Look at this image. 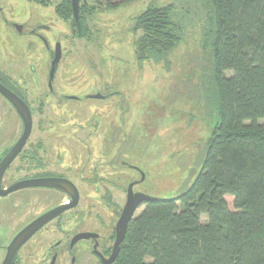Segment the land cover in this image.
<instances>
[{"label": "rangeland", "instance_id": "obj_1", "mask_svg": "<svg viewBox=\"0 0 264 264\" xmlns=\"http://www.w3.org/2000/svg\"><path fill=\"white\" fill-rule=\"evenodd\" d=\"M117 1L118 7L104 10L97 8L95 0H87L89 6L84 7L82 0L83 31L79 37L74 18L64 20L62 12L56 13L57 5L65 0H0V10L3 9L0 12V70L15 81L31 84L30 99L36 100L32 139L36 144L43 143L39 152L43 162L56 164L62 160L67 166L77 161L87 163L85 147H88L92 149L89 156L92 168L110 158L100 154L98 148L106 151L110 147L117 153L122 149L125 160L145 175L138 190L155 199H173L187 190L199 175L208 143L220 122L213 103V52L205 43L204 34L210 24V3L208 0ZM150 7H170L184 27L182 42L161 63L139 62L135 54L137 36L131 27ZM25 23L30 27L47 23L51 31L40 33L52 48L56 40L61 41L64 53L55 83L81 97L111 92V100H88L82 104L44 101L41 89L48 83L53 56L40 39L18 33L16 26L24 27ZM2 106L0 127L3 125L4 129L0 135L9 141L12 131L21 130V125L15 118L11 120L10 106L6 103ZM91 119L100 124L101 132L93 138L91 134L87 137L81 133L93 132V127L88 126ZM82 123L88 124V129L80 130ZM260 123L264 124V119ZM103 131L107 132L106 138H101ZM119 131L121 138L113 139ZM75 132L80 133L79 137ZM130 175L125 183L138 178L137 173ZM16 177L11 170L5 185ZM80 187L83 205L101 201L96 192L99 187ZM121 196V192L116 193V198ZM123 197L119 200L123 201ZM60 201L61 196L54 193L28 189L1 198L0 239L6 242L9 234L19 231ZM202 221L206 222L207 216Z\"/></svg>", "mask_w": 264, "mask_h": 264}, {"label": "trees", "instance_id": "obj_2", "mask_svg": "<svg viewBox=\"0 0 264 264\" xmlns=\"http://www.w3.org/2000/svg\"><path fill=\"white\" fill-rule=\"evenodd\" d=\"M208 1L204 34L220 122L193 184L176 198L144 203L117 264H264V0ZM95 3L104 10L120 5ZM61 12L64 20L74 18L70 0ZM183 29L170 7L145 10L131 27L138 61H166Z\"/></svg>", "mask_w": 264, "mask_h": 264}, {"label": "flooded vegetation", "instance_id": "obj_3", "mask_svg": "<svg viewBox=\"0 0 264 264\" xmlns=\"http://www.w3.org/2000/svg\"><path fill=\"white\" fill-rule=\"evenodd\" d=\"M62 5L63 3H60L59 5H57V7H60ZM0 12L3 13V9H1ZM73 16L75 19L74 11ZM24 25L25 26L22 27L20 32L16 26V30L18 31V33L21 36H30V38L32 37L40 39L45 45L47 51L53 56L50 69L48 71V83L45 85V89H41V91H43L41 95H44V101L49 99L61 104H63V101L82 104L88 100L99 102H108L111 100L109 99L112 94L111 92H99L98 94H93L100 95L102 98L99 99L89 98V96L87 97V95L81 97L76 93H69L63 85L60 86L55 83L57 68L59 65L56 68L54 80L52 83H50L49 77L52 67V61L56 53L57 45L61 44V41L56 40L53 48L50 44L47 45L45 43L46 37L44 35H41L40 32L51 31V28L47 23H40L36 26L31 27L27 23H25ZM25 29L27 30L25 31ZM61 48L63 57V45H61ZM0 84L10 92H12L14 95H16L18 98H20L22 101H24L29 107L33 117L34 130V102H36V100L32 102L30 99V95L33 94L32 89L30 88L31 84L15 81L10 76L4 74L2 70H0ZM4 103L8 104L13 110L12 114L10 115L11 120L15 118L14 121L17 120V122L20 123L21 130H18L17 132L12 131V135L10 136L9 141H5L4 137L0 135V165L9 155L12 149L16 146L24 133L23 121L18 111L11 103V101L2 92H0V106H2V104ZM42 104L44 103L40 102V105ZM2 110L3 106L2 108L0 107V111ZM39 112L41 113L42 111ZM0 117V121H2L3 115H1ZM88 124L87 125L91 128L93 127V132L86 131L81 133L86 134V136L88 135L87 137H89L91 134L90 138L97 136L98 133L101 134L100 124L97 121L91 119ZM87 125L84 123L79 124V129H88V127H86ZM3 129L4 126L2 125L0 127L1 134H3ZM33 130L21 152L5 171L2 180L3 188H9L14 184L29 180L60 179L72 183L79 192V198L76 206L66 210L64 213L44 225L31 238H29L17 252L15 258L12 261V264H117L118 257L112 263L108 262L112 258V255L114 253L119 222L127 204L129 188L132 186L134 193H142L141 190L137 189V187H139L144 182L142 181L141 170L133 163L125 160V150L123 151L122 149H118L119 152L117 153L114 150L112 151L113 148L110 147H106V151H104V148L102 147L98 149L96 148L100 151V154H107L110 156V158H108L104 163L95 164L92 168L89 167V156L92 152V149L88 147H85L87 150L85 162L87 161V163L80 164L77 161V157L75 158L77 163L69 166L65 165L62 160H58L56 164L43 162L41 156H39L40 150L43 149V143L42 141H39V143L36 144V142L33 141ZM102 133L103 136H101V138H106L107 132L104 133L103 131ZM79 134L80 133L75 132V135L77 137H79ZM121 135L122 133H120L119 131L113 139H120ZM59 137L63 138L64 135H60ZM120 144L123 145L124 142H120ZM116 153L117 156L113 157V155ZM107 168L110 170L108 171ZM115 169L119 171L115 172ZM11 170H14V174L17 177L11 183L5 185L8 173ZM104 171L106 174L104 173ZM131 172L137 173L138 178L129 180L127 183H125V179L130 178ZM82 185L99 187L96 189V192L97 195H100L101 201L97 204L87 203L83 205V196L80 187ZM100 187L102 188L103 192L101 191ZM27 189L31 191L33 190L35 192L45 191L54 193L61 196V201L56 205L45 209L41 214L27 222V224L19 231L13 234L11 233L12 236L9 234L7 236L6 242H3V240L0 239V264L4 263L8 253V247L22 230H24L28 225H30L32 222L36 221L38 218L48 213L49 211L61 205H69L73 203L72 196L68 192L62 190L53 188ZM117 192L122 193L121 197L124 196L122 198L123 201L119 200L121 197L116 198ZM9 196H11V194L6 197L0 196V199H6ZM144 205L145 204L139 206L138 210L135 213V217L137 216L138 211L142 209ZM1 219L2 218H0V221ZM0 225H2V222H0ZM122 247L123 243L121 244L120 252L122 250Z\"/></svg>", "mask_w": 264, "mask_h": 264}, {"label": "water", "instance_id": "obj_4", "mask_svg": "<svg viewBox=\"0 0 264 264\" xmlns=\"http://www.w3.org/2000/svg\"><path fill=\"white\" fill-rule=\"evenodd\" d=\"M71 2H72V8L74 11L77 26L78 28H80L81 0H71ZM17 28L20 32L22 26H17ZM45 43L48 45L47 41H45ZM61 60H62V48H61V44H58L54 59L52 61V67L49 77L50 83H52L54 80L56 68L61 62ZM0 92H2L15 106L24 125V133L21 139L0 165V196L6 197L14 192L27 188H53L68 192L73 198L72 204L61 205L49 211L48 213L38 218L36 221L32 222L30 225H28L15 237L11 245L8 247V253L3 263V264H12V261L15 258L17 252L29 238H31L44 225H46L47 223H49L50 221H52L53 219L64 213L66 210L71 209L77 205L79 192L72 183L60 179L29 180L14 184L9 188H3L2 185L3 175L7 170L8 166L15 160V158L21 152L27 139L29 138L33 130V117L26 103L1 84H0ZM89 98L99 99L102 97L100 95H92L89 96ZM144 180H145V175L142 172V181ZM132 188H133L132 186L129 188L127 204L125 206L123 215L119 222L118 235H117V241H116L114 253L108 263H112L118 257L121 244L123 243L127 233L128 225L131 222V220L135 217V213L138 210L139 206L143 205L145 202L156 200L155 198H152L145 193H134Z\"/></svg>", "mask_w": 264, "mask_h": 264}]
</instances>
